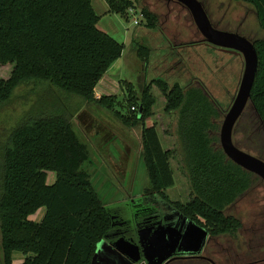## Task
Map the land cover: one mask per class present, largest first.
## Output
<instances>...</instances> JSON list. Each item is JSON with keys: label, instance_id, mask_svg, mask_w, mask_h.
<instances>
[{"label": "trees", "instance_id": "obj_1", "mask_svg": "<svg viewBox=\"0 0 264 264\" xmlns=\"http://www.w3.org/2000/svg\"><path fill=\"white\" fill-rule=\"evenodd\" d=\"M104 1L111 12L124 17L130 9L140 11V25L146 33H153L158 25L157 16L137 7L140 0ZM231 1L251 5L264 31V0ZM98 22L92 0H0V67L11 69L6 79L0 78V104L30 83L40 84L54 95L80 98L76 111L38 109L36 116L24 118L7 135L0 154L3 264H14L15 253L23 256L20 264H91L98 244L111 232L113 213L97 195L86 170L91 157L89 141L98 146L103 129L95 124L88 130L80 123L85 139L72 123L83 105L111 112L128 127L140 125L151 186L161 190L166 200L163 191L174 185L170 160L179 156L190 201L173 205L182 218L203 228L209 241L235 239L242 229V223L227 214V209L250 189L253 175L229 161L220 148L218 120L222 113L215 102L200 82L181 87L161 79L145 82L139 94L132 84L124 83L131 118L114 110L115 96L96 99L97 84L124 50L97 28ZM254 46L258 71L250 106L264 131V40L255 41ZM147 51L143 57L148 56ZM153 86L166 101L164 112L176 119L177 147L167 152L155 128L145 124L155 105ZM81 115L85 113L80 119ZM48 173L55 174L52 185L47 184ZM41 209L44 214L39 222L30 219Z\"/></svg>", "mask_w": 264, "mask_h": 264}, {"label": "rangeland", "instance_id": "obj_2", "mask_svg": "<svg viewBox=\"0 0 264 264\" xmlns=\"http://www.w3.org/2000/svg\"><path fill=\"white\" fill-rule=\"evenodd\" d=\"M198 1L203 5L211 24L216 25L219 30L237 32L251 41L264 40V31L259 26L255 9L251 5L231 0ZM92 7L99 17L97 28L124 46L121 58L115 63L117 66L113 72L115 75H112L119 85L117 93L111 95L116 97L114 110L123 117L131 115L124 83L132 84L135 92L139 94L144 82L148 83L155 79H161L171 85L178 83L181 87L190 82H200L206 94L215 102L218 111L222 113L218 120L219 135L225 114L232 104L242 77V57L206 44L197 45L202 41L201 35L193 24L189 12L175 2L140 0L137 7L147 9L158 18V25L153 33H146L148 30L140 24L135 26L131 16L124 17L111 12L104 0H92ZM146 50H149L147 51L149 54L143 57L142 53ZM142 57L147 61H143ZM10 70L7 67H0V78L6 79ZM151 90L155 97V105L152 109V117L146 125L155 128L164 151L174 150L177 147L174 136L176 119L164 112L166 101L160 91L154 87ZM79 105L80 98L77 96H67L63 93L54 95L43 89L40 84L30 83L27 86H20L9 101L0 104V154L11 130L24 118L36 116L38 109H47L51 112L66 107L74 112ZM82 112L85 115H81L80 119ZM72 123L77 131L80 130L79 135L85 139L86 135L82 132L81 124L87 126L88 130L91 129L89 124L92 125L91 127L99 124L103 129L99 132L101 142L112 130L113 125H118L116 117L111 112L100 111L88 105L81 107L73 117ZM259 127L256 115L248 104L235 127L233 143L238 149L264 159V131ZM140 130L141 128L131 131L140 132ZM118 140L112 141L113 145H111L122 155L126 146ZM100 141L99 147L91 142V139L89 141L91 158L94 157L97 162L94 161V165L87 164L86 170H89V174L92 172L93 187L99 197L105 206L114 212L124 207V204L119 202L122 198L117 191H110L109 187L113 185L115 189L117 187L115 181L111 179L112 182H109L107 179L108 159L106 160L103 148L101 149L99 145ZM104 145L107 148L108 145ZM129 156L130 161L127 165L138 162L135 159V150L129 151ZM139 164L138 177L137 179L134 177V182L137 181L131 185L134 190L141 189L147 184L142 161ZM92 166L95 167L93 171L90 170ZM170 166L174 185L172 189L167 190V195L171 201L185 204L190 201V194L187 180L181 171L179 156L171 158ZM54 180L55 174L48 173L47 184L52 185ZM43 214L44 209H41L30 219L39 222ZM227 214L236 217L242 223V229L235 239H212L207 244L205 255L214 264H264V182L253 175L250 189L227 209ZM13 260L14 264H20L23 256L15 253ZM0 264H3L1 246ZM185 264H193V262Z\"/></svg>", "mask_w": 264, "mask_h": 264}, {"label": "water", "instance_id": "obj_3", "mask_svg": "<svg viewBox=\"0 0 264 264\" xmlns=\"http://www.w3.org/2000/svg\"><path fill=\"white\" fill-rule=\"evenodd\" d=\"M187 9L193 24L206 45L219 48L243 59V73L237 93L222 122L219 143L226 158L242 170L259 177L264 182V162L240 149L233 143L235 127L250 104L251 91L258 71V55L254 43L237 33L216 29L198 0H169ZM116 217L112 215V228ZM179 228L158 227L138 230L141 246L121 237L107 242L109 235L98 244L91 264H137L143 259L147 264H168L177 258V252L199 256L208 238L207 232L182 218Z\"/></svg>", "mask_w": 264, "mask_h": 264}, {"label": "flooded vegetation", "instance_id": "obj_4", "mask_svg": "<svg viewBox=\"0 0 264 264\" xmlns=\"http://www.w3.org/2000/svg\"><path fill=\"white\" fill-rule=\"evenodd\" d=\"M169 2H173V1H169ZM213 27L218 29L216 25H213ZM233 33H237V32H233ZM239 35L243 36L241 34ZM252 42L254 43L255 41ZM128 117L131 118L132 114L128 115ZM117 122L118 125L117 126L113 125L112 127L113 131L111 130L109 131L108 134L105 135L106 141L105 139H103V142L100 141L101 142L100 146L102 148L105 146L104 144L108 145L106 149L104 148L105 151H103L106 155L105 156L106 160L108 159L106 162L107 179L109 180V182H112V180L115 181L117 187L116 189L114 188L115 185L109 187L110 191L111 192L117 191V193L120 194L122 198L119 202L124 204L123 205L124 207H122L121 209L115 210L114 212L112 211L116 219H115L114 227L111 229L107 242L109 244H112L119 238L123 237L126 240L133 241V243L137 244L138 246H141L137 235L138 230L143 228H149L155 230L158 227L179 228L180 223H182L183 219L181 215L178 213L175 206L173 205V203H176L178 201H171L167 195V190L172 189L173 187L163 191L165 197L167 198L166 200L161 196V192H162L161 190L155 191L151 186L150 179L147 174L146 166L143 160L142 131L141 130L140 132L131 131L134 129L141 128L139 127L140 125H137L135 127H128L124 125L122 122H120L118 119ZM146 127L151 128L148 127L147 125ZM125 128H127V130ZM117 139H119L118 141L119 142L121 141V143H123V145L126 146V148L123 149L122 155L120 154V152L115 150L116 148L114 146L112 147L113 145L112 141L114 142V140ZM131 150L136 151L135 159L138 160V162L136 164L129 163V165H127V163L130 161L129 151ZM94 161L97 162V160L94 157L92 158L90 157L89 164L94 165L93 163ZM140 161H142V164L144 166L143 170L146 175L147 184L145 185V187H142L141 189L134 190L131 187V185L134 182V177L136 179L138 177L137 169L140 167L139 164ZM94 169L95 167L92 166L90 170L93 171ZM91 175L92 172L90 173V176ZM136 181L137 180H135L134 184L136 183ZM125 184H128L127 185L128 187ZM209 242L210 241L207 238L206 243L199 256H191V254L188 253L177 252L175 255L177 256V258L169 262L168 264H185L188 262H193V264H205V263L214 264L213 261L210 260L205 255L206 247ZM138 264H147V263L143 259H141Z\"/></svg>", "mask_w": 264, "mask_h": 264}, {"label": "crops", "instance_id": "obj_5", "mask_svg": "<svg viewBox=\"0 0 264 264\" xmlns=\"http://www.w3.org/2000/svg\"><path fill=\"white\" fill-rule=\"evenodd\" d=\"M114 69H117V66H115V64H113V66L109 69V71L105 74V76L97 84L95 88V96H97L96 99H98L102 95H105V96L115 95L117 91L119 90V85L117 84V81L113 79L114 76H112L113 74L115 75V73H113ZM153 87L156 88L155 86ZM152 92L153 90H151V93ZM90 128L92 127L90 126Z\"/></svg>", "mask_w": 264, "mask_h": 264}, {"label": "built area", "instance_id": "obj_6", "mask_svg": "<svg viewBox=\"0 0 264 264\" xmlns=\"http://www.w3.org/2000/svg\"><path fill=\"white\" fill-rule=\"evenodd\" d=\"M128 16H131L133 18V24L135 26H138L140 24L141 20L143 19V16H142L141 12L140 11H135L133 9H130L128 11ZM131 110L134 111V108H132Z\"/></svg>", "mask_w": 264, "mask_h": 264}]
</instances>
